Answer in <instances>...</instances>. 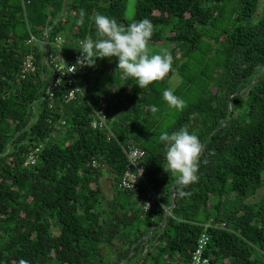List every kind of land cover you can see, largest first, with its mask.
<instances>
[{
	"label": "trees",
	"instance_id": "16d2710c",
	"mask_svg": "<svg viewBox=\"0 0 264 264\" xmlns=\"http://www.w3.org/2000/svg\"><path fill=\"white\" fill-rule=\"evenodd\" d=\"M262 1L139 0L131 19L129 0H0V264H193L199 246L211 264H264V201H251L264 187ZM96 14L150 20L149 47L172 54L174 73L144 90L108 58L61 75L97 38ZM184 127L204 145L189 186L165 171L159 140ZM131 145L157 196L122 186Z\"/></svg>",
	"mask_w": 264,
	"mask_h": 264
},
{
	"label": "clouds",
	"instance_id": "9594fccd",
	"mask_svg": "<svg viewBox=\"0 0 264 264\" xmlns=\"http://www.w3.org/2000/svg\"><path fill=\"white\" fill-rule=\"evenodd\" d=\"M86 17V11L81 9L76 23L83 26ZM92 19L97 30V38L81 41L79 48L81 55L77 59L80 68L95 67L99 59L115 60L122 78H130L142 90L174 73L172 54L166 49L162 53H153L149 47V41L154 34V26L150 20L143 19L125 27L115 18L103 14H96ZM70 68L77 70V66ZM163 99L169 108L177 111H182L187 106L186 101L176 95L172 87L163 92ZM151 110L153 113L159 111L156 106ZM159 140L165 148L167 161L165 171L177 177L179 186L197 183L204 152V145L199 137L184 127L171 134L163 132ZM180 195L183 196L185 193L181 192Z\"/></svg>",
	"mask_w": 264,
	"mask_h": 264
},
{
	"label": "built area",
	"instance_id": "2783aa9c",
	"mask_svg": "<svg viewBox=\"0 0 264 264\" xmlns=\"http://www.w3.org/2000/svg\"><path fill=\"white\" fill-rule=\"evenodd\" d=\"M80 55H78L74 60H71L69 63L66 62V60H63L62 64H57V68L59 67L58 71L61 75H66L71 80L74 78L76 73L82 69L77 65V59ZM34 65L32 64V61L27 63L25 65V70H31L33 69ZM72 66H77V70L75 71L74 68H70ZM84 68V67H83ZM69 71H75V72H69ZM61 79V76H59ZM77 91H80V87H76L71 90L69 98H74L76 96ZM102 107L100 111L96 112V119H95V126H106L108 121V113H107V103L103 100ZM41 147H38L33 151L28 160L26 161V165L35 163L37 161L38 154L41 150ZM129 159L131 160V164L129 165L126 175L123 180L122 186L128 187V188H135L139 189L140 185L142 183H147L149 186V191H147L148 196L155 195L157 196L158 193L154 191L153 185L149 184L148 178L146 176V170L145 165L142 164L143 157L145 156V151L142 148L137 147L136 145H131L127 149ZM97 161H94V164H97ZM145 208L148 210L152 207V201L149 199L146 202ZM204 248L203 246H199L196 253L194 254V263L193 264H211L210 258H204L203 252Z\"/></svg>",
	"mask_w": 264,
	"mask_h": 264
},
{
	"label": "rangeland",
	"instance_id": "374dc122",
	"mask_svg": "<svg viewBox=\"0 0 264 264\" xmlns=\"http://www.w3.org/2000/svg\"><path fill=\"white\" fill-rule=\"evenodd\" d=\"M138 1L139 0H129L128 8H127V17L128 18H131V19L133 18L134 14H135V11H136L135 8H136V5H137ZM262 4H263V6H262V8H263L264 7V0L262 1ZM158 47H160V49H163L164 46L160 45ZM178 82H180V77L177 74H175L171 78L170 83H171V85H175ZM104 185H105L106 188L109 187V182L105 181ZM107 192H108L109 196L112 197V195H113L112 191L107 190ZM251 201H258L259 203H262L264 201V187L259 191V193L257 194V196L255 198H251Z\"/></svg>",
	"mask_w": 264,
	"mask_h": 264
},
{
	"label": "water",
	"instance_id": "95a60500",
	"mask_svg": "<svg viewBox=\"0 0 264 264\" xmlns=\"http://www.w3.org/2000/svg\"><path fill=\"white\" fill-rule=\"evenodd\" d=\"M174 207V203H173V205H172V207L171 208H173Z\"/></svg>",
	"mask_w": 264,
	"mask_h": 264
}]
</instances>
